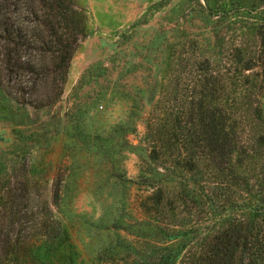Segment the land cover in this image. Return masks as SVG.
<instances>
[{"label":"rangeland","instance_id":"374dc122","mask_svg":"<svg viewBox=\"0 0 264 264\" xmlns=\"http://www.w3.org/2000/svg\"><path fill=\"white\" fill-rule=\"evenodd\" d=\"M74 6L87 35L60 101L26 109L18 123L0 115V197L13 188L19 207L36 213L30 220L51 226L26 244L28 264L149 261L165 244L167 221L141 209L145 178L172 202L185 201L177 224L201 232L216 216L232 229L233 189L218 179L193 185L180 168L149 161L146 124L159 87L167 78L169 90L176 85L188 56L224 61L245 43L257 50L254 28L264 24V0H74ZM258 55L264 58V50ZM261 107L264 119V96ZM13 216L9 209L5 218Z\"/></svg>","mask_w":264,"mask_h":264},{"label":"trees","instance_id":"16d2710c","mask_svg":"<svg viewBox=\"0 0 264 264\" xmlns=\"http://www.w3.org/2000/svg\"><path fill=\"white\" fill-rule=\"evenodd\" d=\"M254 31L260 39L256 51H248L245 43L224 61L188 56L187 73L176 85L169 90L167 78L159 87L146 124L149 161L180 168L194 177L193 185L218 179L233 189L232 229L216 216L201 232L194 224H177L185 201L172 202L169 192L144 176L149 190L140 207L167 221L165 244L152 251L149 261L124 264H229V259L264 264V58L258 55L264 50V24ZM86 35L74 0H0L1 118L18 123L26 109L56 105ZM15 198L13 188L0 197V264H28L26 244L51 230L48 219L30 220L36 213L19 207ZM9 209L14 216L6 220Z\"/></svg>","mask_w":264,"mask_h":264}]
</instances>
